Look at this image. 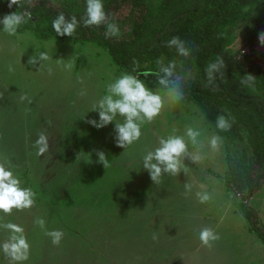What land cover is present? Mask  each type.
Instances as JSON below:
<instances>
[{
  "label": "rangeland",
  "instance_id": "1",
  "mask_svg": "<svg viewBox=\"0 0 264 264\" xmlns=\"http://www.w3.org/2000/svg\"><path fill=\"white\" fill-rule=\"evenodd\" d=\"M9 2L0 0V18L13 11ZM247 31L237 29L235 49L243 47ZM40 51L49 59L37 71L39 65L28 59ZM122 73L94 42L42 38L32 30L9 35L0 24V163L35 193L32 208L0 212V224L20 225L30 244L26 260L12 261L0 249V264H264L263 241L231 211L238 212L247 195L243 186L223 181L225 142L211 148V136L221 135L190 98L175 104L165 96L161 114L143 122L140 139L125 149L115 143V122L102 129L86 122L99 119L93 105ZM24 94L32 103L20 100ZM123 121L117 115L116 122ZM189 127L200 132L196 144L186 135ZM41 133L47 136L42 155L36 146ZM169 135H181L188 144L182 157L187 172L165 173L154 183L143 157ZM97 149L107 155V168L98 162ZM185 183L191 185L187 196ZM197 191H207L211 199L200 203ZM257 195H264V187ZM259 198L253 205L264 226V196L261 204ZM37 218L45 220L44 228ZM204 227L220 237L211 247L199 240ZM53 230L63 232L59 245L45 234ZM11 234L0 227V243Z\"/></svg>",
  "mask_w": 264,
  "mask_h": 264
},
{
  "label": "trees",
  "instance_id": "2",
  "mask_svg": "<svg viewBox=\"0 0 264 264\" xmlns=\"http://www.w3.org/2000/svg\"><path fill=\"white\" fill-rule=\"evenodd\" d=\"M109 20L119 26L120 34L106 38V26L85 27L86 0H21L12 12L28 11L32 19L18 31L32 30L42 38H71L94 42L108 51L126 73L133 72V59L139 61V72L157 70L156 61L183 62L191 77L185 81V96L198 105L225 142L227 168L225 176L232 185L243 186L246 199L241 203L244 217L264 243V226L250 199L264 186V0H103ZM63 12L75 15L81 23L73 37L58 36L52 21ZM248 28L244 45L235 49L236 31ZM179 36L187 42L191 56L181 57L166 46ZM222 58L226 67L217 74L215 85L206 87V66ZM178 72L181 70L177 69ZM246 74L255 77L252 87L242 85ZM144 82L159 87L156 77L141 75ZM225 115L231 122L228 131L216 127V117ZM242 146L234 149V146Z\"/></svg>",
  "mask_w": 264,
  "mask_h": 264
},
{
  "label": "clouds",
  "instance_id": "3",
  "mask_svg": "<svg viewBox=\"0 0 264 264\" xmlns=\"http://www.w3.org/2000/svg\"><path fill=\"white\" fill-rule=\"evenodd\" d=\"M33 0H28L31 4ZM21 0H10L8 7L11 9L14 5L20 6ZM32 19L31 13L24 12H11L5 14L0 18V24L3 25V31L9 35H15L19 27ZM85 27L105 25V37L111 38L119 36V26L109 20L108 14L104 10L103 0H86V13L81 18ZM75 15L66 18L63 12L59 13L52 21V28L58 36L73 37L77 27L81 23ZM260 41L264 44V34L260 35ZM169 48H175L177 54L181 57L188 58L191 56V49L187 46V42L182 40L179 36H175L166 42ZM49 59L46 51L35 52L34 55L29 57L28 64L33 67L39 65L37 71L45 67L44 62ZM158 69L139 72V61L133 59V72L122 73L114 82L107 85V94L101 97L94 105L91 111L97 112L99 119L86 120L87 123L102 129L113 122L114 125V140L118 147L126 148L133 142L140 139L141 124L145 121L152 122L159 116L165 107V96L172 103L179 104L185 99V81L191 77V72L185 69L183 62H177L175 59L164 63L163 59L156 61ZM66 67L71 68V65ZM181 70L180 72L177 69ZM225 61L222 58H217L216 61L209 63L205 68L206 74V87L214 86L217 74L219 73L223 78L225 68ZM14 69L9 66V71ZM48 73L51 75L52 69L48 68ZM154 76L156 77L159 87L156 90L147 86L140 76ZM240 83L245 86L252 87L255 84V77L251 74H246L241 77ZM213 90H218V86H214ZM163 92V94H162ZM85 95V92H81ZM21 101L27 100L32 103V100L24 94L20 97ZM117 115L124 117L122 123L116 122ZM216 127L222 131H228L231 128V122L223 115L219 114L216 117ZM187 137L193 144L197 143V137L200 132L191 127L186 130ZM221 137L212 135L209 139V144L212 149L217 150L221 142ZM36 146L39 151L38 154L42 155L47 149V136L44 133L39 135L36 141ZM98 157V162L108 167L107 155L102 150H95ZM188 154V144L181 135H169L167 138L161 137L159 146L153 151H148L143 157V169L147 170L150 179L154 183H158L161 176L165 173L176 176L181 171L187 172L186 168H182V157ZM196 158H193L195 162ZM185 195L191 193V185L185 183ZM196 197L200 203H206L211 199V195L207 191H197ZM35 204V193L31 188L21 187V180L18 176L14 175L13 171L0 163V212L11 215L13 209L22 211L30 209ZM35 223L44 228L45 220L37 218ZM9 230L12 234L3 243H0V249L12 261L28 259L30 251V244L27 237L24 235V229L16 223L0 224ZM46 235L52 238L54 245H59L63 232L61 230L46 231ZM155 238V237H154ZM219 235L209 227H204L199 231V240L202 245L211 247L212 242L219 240Z\"/></svg>",
  "mask_w": 264,
  "mask_h": 264
},
{
  "label": "crops",
  "instance_id": "4",
  "mask_svg": "<svg viewBox=\"0 0 264 264\" xmlns=\"http://www.w3.org/2000/svg\"><path fill=\"white\" fill-rule=\"evenodd\" d=\"M19 32H20V31H19ZM226 168H227V167H226ZM224 180H226V181H225L226 184L229 183V182L227 181V179H226L225 174H224L223 181H224ZM228 185H231V184L229 183ZM225 187H226L227 190H229V188H230V187H228L227 185H226ZM263 187H264V186H263ZM217 189H218L217 191H221V192H223L224 194L226 193L225 188H224L223 185H220V186L218 185V186H217ZM262 189H263V188H262ZM263 196H264V195H262L261 197H263ZM261 197L259 198L258 195H257V196H253V197L250 199V203L253 205L254 202L256 203L255 198H259V201H260L259 203L261 204V200H262ZM260 199H261V200H260ZM263 199H264V198H263ZM263 201H264V200H263ZM240 205H241V204H239V206H240ZM253 206L258 210V213H259V208H257L255 205H253ZM240 208H241V206H240ZM231 211H232L234 214H238L240 218H241V217L245 218L244 215H243L242 209H240V210L238 209V212H237L236 210H234V209L231 210ZM245 219H246V218H245ZM246 220H247V219H246ZM247 222H248V220H247ZM248 223H249V222H248ZM249 227H250V224H249ZM254 233H255V232H254Z\"/></svg>",
  "mask_w": 264,
  "mask_h": 264
}]
</instances>
